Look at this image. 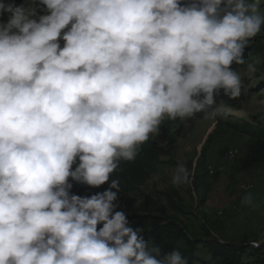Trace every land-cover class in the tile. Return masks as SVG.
Segmentation results:
<instances>
[{
    "label": "clouds",
    "instance_id": "clouds-1",
    "mask_svg": "<svg viewBox=\"0 0 264 264\" xmlns=\"http://www.w3.org/2000/svg\"><path fill=\"white\" fill-rule=\"evenodd\" d=\"M3 14L0 264H187L114 211L119 179L90 197L69 180L105 184L166 119H226L215 97L241 96L233 65L264 32V0H24ZM170 183L192 185L185 162Z\"/></svg>",
    "mask_w": 264,
    "mask_h": 264
},
{
    "label": "rangeland",
    "instance_id": "rangeland-1",
    "mask_svg": "<svg viewBox=\"0 0 264 264\" xmlns=\"http://www.w3.org/2000/svg\"><path fill=\"white\" fill-rule=\"evenodd\" d=\"M253 39L264 45V32ZM60 43L63 46V41ZM245 60L243 66L233 65L234 69L242 71L241 96L216 101L227 106L228 117L212 121L197 114L183 121L166 119L159 133L150 140L169 152L160 157V164L147 184L126 197L123 205L132 220L128 226L135 230L137 217L172 215L166 195L175 191L187 213L181 220L194 230L193 238L234 243L245 248L242 264H254L252 250L264 249V163L254 162L252 141L237 133L233 126L249 124L256 129L264 128V53ZM248 64L255 66L254 73L247 71ZM210 138L214 143L208 156L209 192L198 195L193 185L174 187L170 179L177 162H185L188 168L193 163L195 167ZM242 185L252 192L255 208L241 206ZM197 256L198 264L211 260L203 247L199 248Z\"/></svg>",
    "mask_w": 264,
    "mask_h": 264
},
{
    "label": "trees",
    "instance_id": "trees-1",
    "mask_svg": "<svg viewBox=\"0 0 264 264\" xmlns=\"http://www.w3.org/2000/svg\"><path fill=\"white\" fill-rule=\"evenodd\" d=\"M5 4H12L19 6L24 3V0H0ZM38 2V0H37ZM8 15H0V23H6ZM264 53V45L257 43L255 39L249 42V46L245 49V57L251 58ZM216 101L228 99L223 95V92L215 97ZM233 129L242 135L247 136L253 143L254 162L264 163V128H253L249 124L244 126H233ZM172 143H176L173 138H170ZM213 138L209 139L202 149V152L193 167V163L189 164V169L193 171V188L194 191L200 194H207L210 185L208 183L209 169L208 156L209 151L213 145ZM169 150L157 146L154 142L149 140L141 146L139 154L134 162L121 161L118 168L112 174V177L106 185H101L98 188H93L85 184L77 183L69 180L73 187L70 194L79 195L81 197H90L98 192H103L109 188L111 179L120 180V190L117 191V200L114 201V211H121L125 214L128 223L131 218L125 212L123 202L126 197L138 191L145 186L150 180L160 164V157L167 155ZM76 165H73L75 168ZM167 207L173 211L172 215L167 216H140L136 218L137 229H140V235L146 240L152 241L154 244L161 246L163 253L167 254L172 250H179L182 258L187 261V264H198L199 248L206 249L211 257L209 261H202L201 264H242V257L245 253V248L234 243L220 242L216 239H196L193 238L194 230L185 224L182 216H186L184 207L179 203L178 194L173 191L166 195ZM165 213L166 210H163ZM102 227V225H98ZM253 256L255 257L254 264H264V249H253Z\"/></svg>",
    "mask_w": 264,
    "mask_h": 264
}]
</instances>
